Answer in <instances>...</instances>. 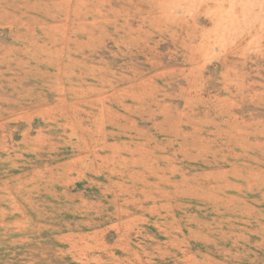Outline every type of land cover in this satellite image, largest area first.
Returning a JSON list of instances; mask_svg holds the SVG:
<instances>
[{
	"label": "rangeland",
	"instance_id": "374dc122",
	"mask_svg": "<svg viewBox=\"0 0 264 264\" xmlns=\"http://www.w3.org/2000/svg\"><path fill=\"white\" fill-rule=\"evenodd\" d=\"M0 264H264V0H0Z\"/></svg>",
	"mask_w": 264,
	"mask_h": 264
}]
</instances>
